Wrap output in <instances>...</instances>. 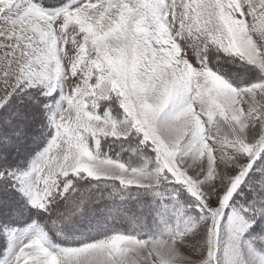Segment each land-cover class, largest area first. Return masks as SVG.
<instances>
[{
    "label": "snow or ice",
    "instance_id": "snow-or-ice-1",
    "mask_svg": "<svg viewBox=\"0 0 264 264\" xmlns=\"http://www.w3.org/2000/svg\"><path fill=\"white\" fill-rule=\"evenodd\" d=\"M0 264H264V0H0Z\"/></svg>",
    "mask_w": 264,
    "mask_h": 264
}]
</instances>
